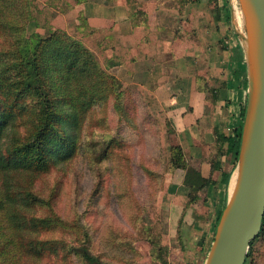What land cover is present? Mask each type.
I'll list each match as a JSON object with an SVG mask.
<instances>
[{"label":"rangeland","instance_id":"rangeland-1","mask_svg":"<svg viewBox=\"0 0 264 264\" xmlns=\"http://www.w3.org/2000/svg\"><path fill=\"white\" fill-rule=\"evenodd\" d=\"M224 1L15 0L14 7H19L12 19L24 29L26 39L35 44L36 39L55 32L67 33L95 56L115 87L107 99L95 100L92 106H87L88 100L78 101L76 106L86 108V116L77 127L81 135L75 158L37 174L31 182L40 201L34 209L22 210L26 219L52 215L64 222V228L53 224L36 232L22 225L18 241L24 250L13 261L1 254L0 264L166 263L169 188L176 170H185L174 164L179 147L191 165L154 91L161 85L180 90L194 76L199 89L208 91L214 102L220 99L229 57L235 45H242L237 32H244L243 24H236L237 1L230 0L231 24ZM110 9L116 21L89 19L109 15ZM7 40L0 27V51L9 50ZM183 56L189 59L182 62ZM150 75L158 79H149ZM11 76L12 89L17 94L21 90L25 101L20 107H32V99L22 90L21 76ZM48 76L56 84V75ZM53 89L62 97L57 86ZM69 108L63 106L65 112ZM227 110L222 108L216 118L217 154L230 169L232 126L226 124L233 114L231 108ZM30 128L26 116L20 132L27 135ZM26 219L18 222L24 224ZM36 236L64 240L65 250L52 251L48 245L37 256L26 250ZM0 238L7 241L9 236L0 230ZM84 251L96 262L82 258ZM249 262L264 264V234L254 242Z\"/></svg>","mask_w":264,"mask_h":264},{"label":"trees","instance_id":"trees-1","mask_svg":"<svg viewBox=\"0 0 264 264\" xmlns=\"http://www.w3.org/2000/svg\"><path fill=\"white\" fill-rule=\"evenodd\" d=\"M5 1L9 2L6 4L0 0V27L11 45L7 52L0 51V230L9 238L0 242L3 252L0 255L4 254L5 258L13 261L23 249L18 241L22 225L28 224L36 232L53 224L64 228V222L52 215L26 219L27 213L22 210L34 209L40 201L32 190L31 182L37 174L75 158L79 148L78 137L81 135L77 127L86 116V108L76 104L81 98L88 100L87 106H92L95 100L107 99L114 90L115 81L105 74L88 49L65 32L36 39L35 44L33 40L26 39L24 29L15 26L12 19L19 6L14 7L15 0ZM225 2L228 24H231L230 0ZM49 73L56 75V84L48 76ZM11 74L21 76L22 90L32 99V107H20L25 101L21 100V90L17 94L12 89L11 82L14 80ZM245 85L247 88V74ZM53 86L59 88L62 97L54 92ZM63 106L70 107V112H65ZM245 113L246 109L242 118L235 120L232 126V141L228 145L232 155L229 171H224L221 166L215 167L218 177L207 180L188 166L180 147L176 152L178 159L174 160V164L176 168L186 170L189 188L198 192L211 182L213 194L221 201L216 229L229 199V185L236 170ZM26 116L31 122L27 135L19 129L20 122ZM68 129L74 130L70 132ZM19 218L26 219V223H19ZM262 234L264 221L260 236ZM30 242L26 250L37 256H41L43 248L48 245L52 246V251L57 248L65 250L64 240L45 241L36 236ZM254 242L245 264H250ZM82 258L90 263L96 262L87 251L83 252Z\"/></svg>","mask_w":264,"mask_h":264},{"label":"crops","instance_id":"crops-1","mask_svg":"<svg viewBox=\"0 0 264 264\" xmlns=\"http://www.w3.org/2000/svg\"><path fill=\"white\" fill-rule=\"evenodd\" d=\"M224 5L226 6L225 1ZM110 10L109 15H94L89 19L116 21V13L113 9ZM182 58L183 62L189 59V56ZM226 66L227 79L222 87L221 97L216 102L208 91L198 88L194 76H192L194 79L185 80L180 90L161 85L154 91L171 117L186 159L191 167L207 180L218 177L216 169L220 161L223 162L221 164L223 170L229 171L224 158L217 154L219 141L216 120L220 116L218 114L222 113L224 107L227 112V109L231 108L233 116L231 115L226 126H233L235 120L242 118L247 104L245 85L247 69L244 50L240 43L235 45ZM149 79L158 77L150 75ZM186 177V170H176L169 188L167 203L169 213L164 242L169 254L164 264H205L214 242L221 201L213 195L211 182L190 198L189 192H194L186 184Z\"/></svg>","mask_w":264,"mask_h":264},{"label":"water","instance_id":"water-1","mask_svg":"<svg viewBox=\"0 0 264 264\" xmlns=\"http://www.w3.org/2000/svg\"><path fill=\"white\" fill-rule=\"evenodd\" d=\"M243 22L247 104L229 199L205 264H245L264 221V0H236Z\"/></svg>","mask_w":264,"mask_h":264},{"label":"bare ground","instance_id":"bare-ground-1","mask_svg":"<svg viewBox=\"0 0 264 264\" xmlns=\"http://www.w3.org/2000/svg\"><path fill=\"white\" fill-rule=\"evenodd\" d=\"M236 14H237V13H236ZM235 17H236V16H235ZM236 24H237L238 27L241 26V25L243 24L240 13H239V14L237 15V17H236Z\"/></svg>","mask_w":264,"mask_h":264}]
</instances>
